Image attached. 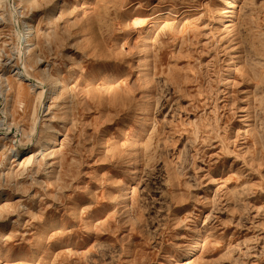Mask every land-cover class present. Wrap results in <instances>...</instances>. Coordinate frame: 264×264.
<instances>
[{
    "label": "rangeland",
    "instance_id": "obj_1",
    "mask_svg": "<svg viewBox=\"0 0 264 264\" xmlns=\"http://www.w3.org/2000/svg\"><path fill=\"white\" fill-rule=\"evenodd\" d=\"M230 9L0 0V264H264V0Z\"/></svg>",
    "mask_w": 264,
    "mask_h": 264
},
{
    "label": "bare ground",
    "instance_id": "obj_2",
    "mask_svg": "<svg viewBox=\"0 0 264 264\" xmlns=\"http://www.w3.org/2000/svg\"><path fill=\"white\" fill-rule=\"evenodd\" d=\"M235 2H236V0H222V3L223 4H226V6L230 9V12H232V10H233V8L235 7ZM228 16V15H227ZM140 21V20H139ZM143 24L145 23V21H143L142 22ZM142 24V25H143ZM144 26V25H143ZM145 26H148V28H150L151 27V25H149L148 23H146L145 24ZM27 28L28 29H30L31 28V24H30V22L29 21H27ZM31 33V32H30ZM22 75L25 77V78H27V80H31V81H33V84H35V85H38L39 84V82H38V80H36L34 77H32L29 73H26V72H22ZM46 86V85H45ZM55 86L56 87H58L59 86V84L58 83H56L55 84ZM43 87H44V85L42 84V90H43ZM41 95L43 96L42 98H45V92H44V90L42 91V93H41ZM37 122L35 123V125H34V136H35V131H36V129H37ZM14 136L15 137H18V134H14ZM32 138H33V136H32ZM20 140V138H18V139H16V141H19ZM31 140V139H30ZM31 142V141H30ZM20 153V152H19ZM19 153H17V154H19ZM20 154H24V153H20ZM32 155V154H31ZM193 240H196V238H193Z\"/></svg>",
    "mask_w": 264,
    "mask_h": 264
}]
</instances>
